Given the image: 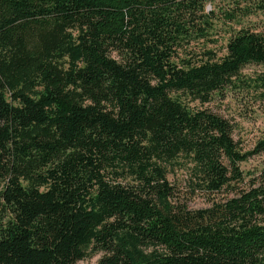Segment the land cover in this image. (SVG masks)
Wrapping results in <instances>:
<instances>
[{
  "label": "trees",
  "instance_id": "1",
  "mask_svg": "<svg viewBox=\"0 0 264 264\" xmlns=\"http://www.w3.org/2000/svg\"><path fill=\"white\" fill-rule=\"evenodd\" d=\"M248 64L264 0H0V264H264V134L203 105Z\"/></svg>",
  "mask_w": 264,
  "mask_h": 264
},
{
  "label": "rangeland",
  "instance_id": "2",
  "mask_svg": "<svg viewBox=\"0 0 264 264\" xmlns=\"http://www.w3.org/2000/svg\"><path fill=\"white\" fill-rule=\"evenodd\" d=\"M222 0H215L216 3ZM215 6V3L212 4ZM207 7H209L207 5ZM259 16H253L256 21ZM241 72L245 75L253 76L256 73L264 72V66L260 64L245 65ZM190 104H197L196 101ZM203 105L226 116L233 125L232 136L238 141L242 148H249L253 142L264 134V98L260 99L256 94L229 90L223 98L213 97ZM264 163V152L252 155L240 163L244 169H251ZM190 207H200L208 204L206 196L201 193L194 194L187 199ZM100 252L90 254L77 261L78 264L94 263L98 259Z\"/></svg>",
  "mask_w": 264,
  "mask_h": 264
}]
</instances>
